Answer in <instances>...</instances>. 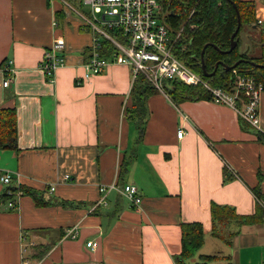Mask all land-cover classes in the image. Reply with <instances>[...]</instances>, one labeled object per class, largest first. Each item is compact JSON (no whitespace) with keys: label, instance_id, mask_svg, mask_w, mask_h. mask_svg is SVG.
<instances>
[{"label":"crops","instance_id":"0c3cea01","mask_svg":"<svg viewBox=\"0 0 264 264\" xmlns=\"http://www.w3.org/2000/svg\"><path fill=\"white\" fill-rule=\"evenodd\" d=\"M81 20L63 0H0V107L16 108L19 133L18 150L0 149V175L10 170L12 188H29L17 208L0 203V264L24 257L42 264H177L180 223L195 220L204 223L206 239L193 264L200 254L264 264V221L242 225L226 243L213 234L210 212L212 202L241 214L264 206L252 189L260 184L264 193V138L227 104L177 103L158 89L141 117L129 66L112 63L85 78L93 34ZM57 39L66 43V60L50 80L40 62ZM8 66L13 77L4 85ZM260 116L264 126V93ZM112 183L135 184L142 205L132 206L115 188L101 202L99 186ZM34 190L49 202L36 205ZM4 191L0 181V198ZM72 226L80 229L76 238L65 235ZM91 239L99 242L95 250L86 246ZM40 244L51 247L38 260Z\"/></svg>","mask_w":264,"mask_h":264},{"label":"trees","instance_id":"16d2710c","mask_svg":"<svg viewBox=\"0 0 264 264\" xmlns=\"http://www.w3.org/2000/svg\"><path fill=\"white\" fill-rule=\"evenodd\" d=\"M77 5L80 0H73ZM158 17L164 22L173 34H177L181 28L180 40L177 53L195 71L202 74L215 86L230 90L236 78L233 70H226L219 65L215 74L206 76L203 73L202 61L205 62L206 70L212 72L216 63L224 61L226 64H233L239 59L242 60L235 69L241 74H252L264 83V25L257 24L256 9L258 6L255 0H157ZM238 12L241 17V26L237 33L238 44L232 51H227L231 45V36L238 26ZM260 27L261 54L250 56L246 51L241 50V32L245 26ZM104 54H111L115 47L109 40H104ZM181 47H184L181 49ZM165 92L174 102L183 100L211 99L210 93L200 86L188 85L175 79L164 81ZM157 88L153 86L147 77L140 73L134 80L131 94L136 100L135 109L141 117L145 114L146 100ZM142 133L145 125L141 126ZM18 114L15 107H0V149L18 150ZM232 177V176H231ZM262 180H260L261 182ZM21 188L23 193L29 191L24 185L14 187ZM258 198H264L261 185L252 188ZM36 205L46 204L41 193L32 191ZM9 196L4 192L0 203L7 201ZM101 198V197H100ZM51 203V202H50ZM65 206L72 203L68 201L59 202ZM264 205V202H263ZM212 219V232L215 236L222 238L226 243H231L234 234L240 231L244 224L264 221V206H258L252 214H241L229 204L212 202L210 206ZM181 244L182 249L176 256L177 264H193L192 259L205 243V227L200 220L182 221ZM51 245H35L33 257L41 260L48 253ZM195 264H233L230 256L221 254H200Z\"/></svg>","mask_w":264,"mask_h":264},{"label":"built area","instance_id":"2783aa9c","mask_svg":"<svg viewBox=\"0 0 264 264\" xmlns=\"http://www.w3.org/2000/svg\"><path fill=\"white\" fill-rule=\"evenodd\" d=\"M82 19L81 28L93 34V42L89 49V58L85 64V78L102 73L112 63L126 65L131 68L133 80L143 73L149 82L158 90L165 92L164 81L175 79L188 85L200 86L211 95V100L233 107L239 116L247 121L264 138V126L260 116V103L264 93V83L252 74H241L235 68L236 75L233 87L228 90L213 85L210 80L195 71L181 59L177 53L181 30L173 34L168 26L158 17L157 0H80L90 6L87 14L78 6L63 0ZM264 8V6H261ZM259 23H264V13H256ZM57 24V21H54ZM104 40H109L115 50L104 54ZM66 48L64 39H57L47 49L40 62V67L54 80L55 71L65 63L62 53ZM184 47H181V49ZM10 65V63H9ZM8 76L4 85L11 81L12 68H6ZM185 134L180 128L179 137ZM12 172L5 170L0 175V181L5 185V193L9 196L7 203L11 208H17L20 197L24 194L21 188L11 187ZM64 178H68L66 175ZM118 189L132 206L139 207L143 199L138 187L133 183L122 186L115 183L100 185L101 202L106 203V194L111 189ZM55 186H50L53 191ZM80 229L77 226L66 228L65 235L76 238ZM99 245L97 240H87L86 246L95 250ZM21 264H33L24 257ZM36 264H40V261Z\"/></svg>","mask_w":264,"mask_h":264},{"label":"rangeland","instance_id":"374dc122","mask_svg":"<svg viewBox=\"0 0 264 264\" xmlns=\"http://www.w3.org/2000/svg\"><path fill=\"white\" fill-rule=\"evenodd\" d=\"M70 4H75V2L73 0H67ZM257 2L258 5H264V0H255ZM80 7H78L79 9H82L84 12H86L87 14H90V6L81 3V5H79ZM259 7V6H258ZM257 24H262L264 25V23H259L258 19H257ZM241 39H242V46H241V50L246 51L250 56H259L261 54V41H260V29L257 28V26L253 27V26H245L244 29L242 30L241 34ZM261 104V103H260ZM263 202H264V198H263ZM29 259H31L30 257H28ZM33 264L37 263V260H32ZM42 264V263H40Z\"/></svg>","mask_w":264,"mask_h":264},{"label":"water","instance_id":"95a60500","mask_svg":"<svg viewBox=\"0 0 264 264\" xmlns=\"http://www.w3.org/2000/svg\"><path fill=\"white\" fill-rule=\"evenodd\" d=\"M240 26H241V17H240V14H239V12H238V26H237V28L235 29V31L233 32V34H232V36H231V45H230V48L227 50V51H232L235 47H236V45L238 44V37L236 36L237 35V33H238V31H239V29H240ZM242 60H245V61H250L249 59H239V60H237L235 63H233V64H226L224 61H221V62H217L216 63V66H215V69L212 71V72H208L207 70H206V67H205V62L204 61H202V69H203V73L206 75V76H211V75H213L215 72H216V70H217V68L219 67V65L221 64V65H223L225 68H226V70H232V69H234ZM251 62V64H254V65H258V64H256L254 61H250Z\"/></svg>","mask_w":264,"mask_h":264},{"label":"flooded vegetation","instance_id":"af4514ba","mask_svg":"<svg viewBox=\"0 0 264 264\" xmlns=\"http://www.w3.org/2000/svg\"><path fill=\"white\" fill-rule=\"evenodd\" d=\"M260 25H261V26H263L262 24H260ZM255 26H256V25H254L253 27H255ZM261 26H260V27H261ZM260 27H257V28H259V29H260ZM208 72H209V71H208ZM214 74H215V73H214Z\"/></svg>","mask_w":264,"mask_h":264}]
</instances>
